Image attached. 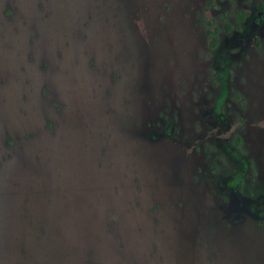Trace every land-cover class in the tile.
<instances>
[{
	"label": "rangeland",
	"instance_id": "rangeland-1",
	"mask_svg": "<svg viewBox=\"0 0 264 264\" xmlns=\"http://www.w3.org/2000/svg\"><path fill=\"white\" fill-rule=\"evenodd\" d=\"M257 4L0 0V264H264Z\"/></svg>",
	"mask_w": 264,
	"mask_h": 264
},
{
	"label": "trees",
	"instance_id": "trees-1",
	"mask_svg": "<svg viewBox=\"0 0 264 264\" xmlns=\"http://www.w3.org/2000/svg\"><path fill=\"white\" fill-rule=\"evenodd\" d=\"M257 6H258L259 10L264 13V0H258ZM236 140L238 141V138L237 137H236Z\"/></svg>",
	"mask_w": 264,
	"mask_h": 264
}]
</instances>
